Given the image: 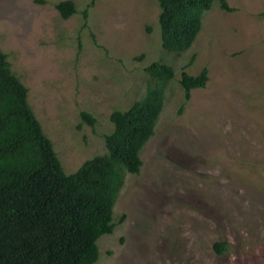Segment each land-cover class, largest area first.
I'll return each instance as SVG.
<instances>
[{"label":"rangeland","instance_id":"374dc122","mask_svg":"<svg viewBox=\"0 0 264 264\" xmlns=\"http://www.w3.org/2000/svg\"><path fill=\"white\" fill-rule=\"evenodd\" d=\"M59 1L0 0V48L66 173L105 152L111 113L153 83L145 67L175 71L95 264H264V0L214 1L182 53L161 46L156 0H72L68 18ZM204 68L185 100L181 72Z\"/></svg>","mask_w":264,"mask_h":264},{"label":"trees","instance_id":"16d2710c","mask_svg":"<svg viewBox=\"0 0 264 264\" xmlns=\"http://www.w3.org/2000/svg\"><path fill=\"white\" fill-rule=\"evenodd\" d=\"M156 1L161 46L182 53L191 48L202 14L216 0ZM217 2L232 10L226 0ZM55 6L63 18L76 12L72 0ZM83 13L87 17L88 8ZM145 72L153 83L127 109L111 113L113 127L104 135L105 152L66 173L28 101V87L0 48V264H95L98 239L117 226L113 213L124 176L139 173L140 151L154 135L165 85L175 74L173 66L160 61ZM207 81L206 68L196 75L183 70L184 99ZM81 117L90 125L96 122L86 111ZM213 248L223 254L227 244L217 241Z\"/></svg>","mask_w":264,"mask_h":264}]
</instances>
